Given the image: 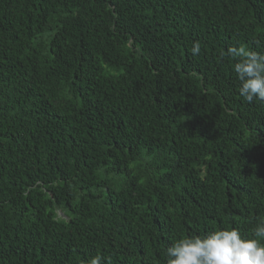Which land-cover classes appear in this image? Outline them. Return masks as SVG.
Wrapping results in <instances>:
<instances>
[{
	"label": "trees",
	"instance_id": "trees-1",
	"mask_svg": "<svg viewBox=\"0 0 264 264\" xmlns=\"http://www.w3.org/2000/svg\"><path fill=\"white\" fill-rule=\"evenodd\" d=\"M239 45L264 52V0H0V264L252 238L264 102L221 56Z\"/></svg>",
	"mask_w": 264,
	"mask_h": 264
},
{
	"label": "clouds",
	"instance_id": "clouds-1",
	"mask_svg": "<svg viewBox=\"0 0 264 264\" xmlns=\"http://www.w3.org/2000/svg\"><path fill=\"white\" fill-rule=\"evenodd\" d=\"M201 46L194 42L191 53L197 55ZM234 62L232 70L239 80V95L248 103L264 102V52L239 45L226 53ZM245 238L236 228H222L201 236L179 238L166 248V264H264V220ZM89 264H103L102 257H93Z\"/></svg>",
	"mask_w": 264,
	"mask_h": 264
}]
</instances>
